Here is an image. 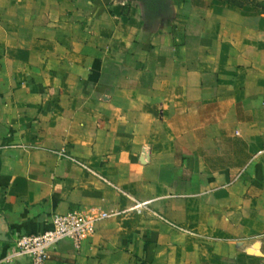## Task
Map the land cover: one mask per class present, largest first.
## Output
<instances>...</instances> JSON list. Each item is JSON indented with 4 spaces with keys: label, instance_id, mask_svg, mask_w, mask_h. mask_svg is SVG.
Here are the masks:
<instances>
[{
    "label": "crops",
    "instance_id": "obj_1",
    "mask_svg": "<svg viewBox=\"0 0 264 264\" xmlns=\"http://www.w3.org/2000/svg\"><path fill=\"white\" fill-rule=\"evenodd\" d=\"M71 211L43 264H264V11L0 0V264Z\"/></svg>",
    "mask_w": 264,
    "mask_h": 264
},
{
    "label": "built area",
    "instance_id": "obj_2",
    "mask_svg": "<svg viewBox=\"0 0 264 264\" xmlns=\"http://www.w3.org/2000/svg\"><path fill=\"white\" fill-rule=\"evenodd\" d=\"M56 153L89 170L86 164L69 155L65 148L56 151ZM146 204L147 201L132 199V204L125 211L144 209ZM107 216L108 214L105 212L99 215H91L80 211L56 214L52 217L51 225L42 232L17 236L5 259H10L16 255H25L29 257L32 264H43L49 256L50 249L59 241L65 238H72L76 241V246H78L81 238L93 230L94 223Z\"/></svg>",
    "mask_w": 264,
    "mask_h": 264
},
{
    "label": "rangeland",
    "instance_id": "obj_3",
    "mask_svg": "<svg viewBox=\"0 0 264 264\" xmlns=\"http://www.w3.org/2000/svg\"><path fill=\"white\" fill-rule=\"evenodd\" d=\"M185 1V0H180ZM193 2L194 6L202 8L206 3H211L215 7L228 6L237 7L248 12L264 11V0H186ZM190 259V257H186ZM189 264V262H188Z\"/></svg>",
    "mask_w": 264,
    "mask_h": 264
}]
</instances>
